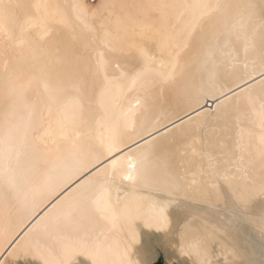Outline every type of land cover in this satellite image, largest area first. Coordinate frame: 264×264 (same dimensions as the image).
Listing matches in <instances>:
<instances>
[{
    "label": "bare ground",
    "instance_id": "6f19581e",
    "mask_svg": "<svg viewBox=\"0 0 264 264\" xmlns=\"http://www.w3.org/2000/svg\"><path fill=\"white\" fill-rule=\"evenodd\" d=\"M262 21L0 0V264H264Z\"/></svg>",
    "mask_w": 264,
    "mask_h": 264
},
{
    "label": "snow or ice",
    "instance_id": "6c2138e0",
    "mask_svg": "<svg viewBox=\"0 0 264 264\" xmlns=\"http://www.w3.org/2000/svg\"><path fill=\"white\" fill-rule=\"evenodd\" d=\"M161 7H167L166 5L161 6ZM184 7L187 8H197V7H202V8H207L210 11H217L220 8L224 7L227 8L229 7L228 5H221L219 3L215 4V5H208V4H190V5H185ZM201 19H203V17H201ZM262 28H264V21H262ZM196 31V28L193 27L192 32L194 33ZM119 67V65H117V68ZM261 76L264 77V58H262V63H261ZM261 84L264 85V79L261 80ZM262 109H264V104H262ZM0 143H3V141H0ZM111 151V149H109ZM115 164V161L113 162ZM262 191H264V189H262ZM186 227H190V226H186ZM98 264H103V262H98Z\"/></svg>",
    "mask_w": 264,
    "mask_h": 264
},
{
    "label": "rangeland",
    "instance_id": "374dc122",
    "mask_svg": "<svg viewBox=\"0 0 264 264\" xmlns=\"http://www.w3.org/2000/svg\"><path fill=\"white\" fill-rule=\"evenodd\" d=\"M91 3L93 4H98L99 0H90ZM20 262V263H19ZM18 264H30L27 262H24L22 259H18L17 261ZM153 264H189L188 262H179L178 260H172L171 262L167 261L162 255H158L157 258L154 260Z\"/></svg>",
    "mask_w": 264,
    "mask_h": 264
}]
</instances>
